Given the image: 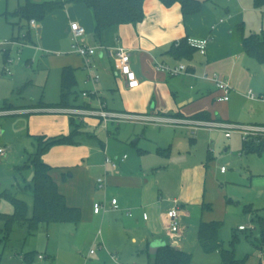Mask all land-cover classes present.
Listing matches in <instances>:
<instances>
[{
  "label": "crops",
  "instance_id": "0c3cea01",
  "mask_svg": "<svg viewBox=\"0 0 264 264\" xmlns=\"http://www.w3.org/2000/svg\"><path fill=\"white\" fill-rule=\"evenodd\" d=\"M228 1L229 6L223 9L212 0H203L198 13L183 15L179 3L165 6L159 0H145L143 20L134 25H120L115 36V46L129 50L131 67L140 82L134 89L127 88L124 78L114 71L111 58L105 50H99L91 57V62L95 66L93 72L99 77L95 83L88 78L82 57L70 53L69 49L60 51L58 39L55 41V47H52L53 52H43V55L50 66L58 69L60 79L63 68L73 69L76 86L71 99L76 97L74 104L77 106L87 102L90 103V107H95L99 99L109 110L116 112L190 120L192 116L202 114L209 116L208 121H222L213 119L210 112L217 104H226L229 100L218 101L220 92L214 83L203 78V75L212 76L220 72L227 78L223 74H233L237 60L245 55L242 31L239 27H242L243 34H249L244 30L242 20L245 11L241 7V1ZM22 3L18 0L17 7ZM13 11L6 7L0 15L8 16V13L12 14ZM46 18L59 23L57 38L67 37L69 46L71 21H77L82 25L86 30L88 42L97 45L92 39L93 17L84 4H68L65 8L50 13ZM21 20L23 19H19L17 23H9L17 25L22 34L28 28L30 39H24L23 44L33 43L28 23ZM26 23L27 27L24 25ZM37 31L41 33L42 28H37ZM22 34L19 33L13 38H19ZM185 37L209 38L205 53L200 54L196 50L189 58L175 57L170 52L171 47L175 41ZM20 43L16 44V47H19ZM48 43L47 41L46 44ZM157 62L167 66L184 64L187 71L176 75L179 77H174L156 70ZM30 85L34 84L26 79L16 89V97L13 96L16 92L14 90L12 97L0 101V109L14 105V109L10 110L13 113L11 116L0 117L12 118L11 130L22 143L26 156L35 151L34 136L67 135L70 132L68 117L63 113L31 108L39 101L52 104L58 102L59 98L54 102L47 101L43 99L42 93L39 99H29L23 96V93L24 88ZM78 85H82L80 90ZM93 91L97 92L98 97L82 96L83 92ZM104 93H107L109 98L118 95L122 109H116L118 106L114 107V101L109 104ZM84 122L87 125L85 130L88 132L89 127L102 125L99 119L94 117L85 118ZM162 127L154 125L153 128H145L140 138L137 137L130 142L131 148L120 145L119 150L113 152V155L107 153V149H110L109 144H103L95 137L84 138L85 141L82 140L77 145L54 146L42 156V160L50 165V176L56 182L67 205L78 207L81 211V219L77 224L62 222L63 225L68 223L75 225L74 228L65 229L73 232L78 242L87 240L88 237L91 239L94 235V226H99L98 246L105 251V256L108 255L107 257L115 263L119 262L118 259L109 252L119 254L121 260H125L126 256L134 257L143 264L153 263L158 249L164 245L191 254V251L200 245L198 239L200 223L219 219L209 202L214 203L212 200L218 195L221 204L225 195L221 190L223 186L216 178L210 176L208 165L212 163L210 169L213 170L214 164L209 155L205 162L184 159L177 166L175 163L170 164L176 146L177 149L180 146L184 149L186 143L185 137L176 130H188L191 135L193 130L186 126H164V129ZM205 129L199 128L197 131ZM196 139L194 135L189 136L188 144H196ZM89 141H97L100 148L89 146L87 144ZM56 151L61 154L60 163L53 161ZM105 154L118 160L116 168L104 163ZM123 155H127V158L121 162L119 160ZM173 165L176 168H171ZM57 168L60 173L56 177L53 171ZM22 170L23 173H27L25 176L28 174L31 176L30 169ZM98 178H103V188H98L96 184ZM2 184L0 182V187ZM113 198L117 200V209L111 208L110 202ZM97 202L101 203L104 209L96 214L93 212V205ZM173 206H176L179 212L177 231L170 230L166 217L167 211ZM242 225L245 226L239 223L237 227ZM156 243L160 244L159 247L151 249ZM43 259L44 256L42 259L38 258L40 261Z\"/></svg>",
  "mask_w": 264,
  "mask_h": 264
},
{
  "label": "rangeland",
  "instance_id": "374dc122",
  "mask_svg": "<svg viewBox=\"0 0 264 264\" xmlns=\"http://www.w3.org/2000/svg\"><path fill=\"white\" fill-rule=\"evenodd\" d=\"M22 1L19 0V3ZM32 1L38 3L43 0ZM212 1L223 9L230 3L228 0ZM240 1L242 9L245 11L242 20L245 32L258 33L264 30V6L255 8L253 0ZM17 2L18 0H0V14L6 7L10 11L16 10ZM239 9L241 8L239 7ZM19 19L21 18L11 13H8V16L0 15V101L12 97V91L19 88L26 79H29L34 85L24 88L23 96L25 95L29 99H39L43 93L44 100L54 102L59 98L60 75L58 69L47 63V58L43 52H53L52 47H55L54 44L57 39L59 40L60 51H67L70 49L69 40L67 37L57 38L59 37V23L45 18L42 22H37L36 27L30 28L33 43L25 42L23 44L24 34L20 32L17 25L9 23H17ZM24 25L27 27V23ZM39 27L42 28L41 33L37 31ZM19 33L22 34L19 38H13ZM11 40L17 43L21 41L20 44L22 45L16 47V44H13ZM47 41L48 44H46ZM49 56L52 57L51 54ZM218 74L222 75L220 72ZM223 75L227 76L233 91L226 104H217L210 112L213 119H220L222 120L220 122L238 126L263 125L264 63H259L245 54L237 60L233 74ZM81 86L78 85L79 90ZM249 90L255 99L250 100L246 97ZM16 93L17 90L13 96L16 97ZM104 97L109 104L114 101V107L118 106L115 107L116 109H122L118 95L109 98L108 94L104 93ZM10 106L0 110L10 111L14 109V105ZM64 115L68 117V115ZM11 119L0 117V149L4 150L3 153H0V182L3 183L0 190H10L16 198L24 200L31 211L32 189L27 187L30 175L27 177V181H24L22 177L27 173H23L19 167L28 162L33 153L27 156L23 153L22 143L11 130ZM152 125L155 124L141 125L139 123L121 122L118 124L109 123L107 128L103 125H94L88 130L101 143H108L110 149H107V153L113 155V152L119 150L120 145L131 148L130 142L137 137L140 138L139 136L145 128H153ZM160 126L170 127L172 125ZM163 127L162 129H164ZM232 130L230 137L225 136V130L222 128L192 131V135L197 138V143L189 145L188 137L192 136L190 131L177 129L176 131L186 139V148L183 146L184 149H182L180 146L177 149L176 146L169 162L170 164L175 163L176 166L184 159L191 162H205L207 155H209L214 164L213 170L210 169L212 163L208 165L210 176L216 178L219 184L223 186L221 190L225 195L222 197L224 201L221 204L217 198L218 195L212 196L214 203L209 202L210 205H213L218 220L222 222L219 232L222 248L232 250L235 259L243 260L242 264H264V248L256 223L257 216L264 218V151L260 153L244 151L241 134L238 129ZM263 139V136H255L249 140L258 142ZM82 140L85 141L82 138L80 142ZM87 144L91 147L99 146L97 141H89ZM58 152H55L53 161L60 163L62 158ZM125 153L129 155L128 152ZM56 166L58 167V165ZM221 166L226 168L223 174L220 173ZM171 168L176 167L173 165ZM59 173L58 168L53 171V175L56 177ZM245 207H251L256 212L245 213ZM0 212L6 214L13 212V205L6 197L0 199ZM239 223H243L245 226L239 228V226L237 227ZM65 227L74 228L75 225L71 223L63 225L62 222L42 224L34 235H27L24 225H14L7 244L0 245V264H118L119 262L143 264L140 260L129 256H126V261L121 260L119 254L115 252L109 253L118 259V263L111 261L107 257L108 255L105 256V251L98 246L99 235L97 232L100 229L99 226H94V235L91 239L88 237L87 240H79L78 242L75 240L73 232H69ZM234 234L235 240L233 239ZM90 251L93 253L91 254ZM28 253H31V256L30 260L26 262L23 260V256ZM38 254H42L44 259L38 260ZM191 254V264H220L222 261L218 251L206 253L201 244L191 251ZM144 255L146 256L145 253ZM142 256H140L141 259Z\"/></svg>",
  "mask_w": 264,
  "mask_h": 264
},
{
  "label": "trees",
  "instance_id": "16d2710c",
  "mask_svg": "<svg viewBox=\"0 0 264 264\" xmlns=\"http://www.w3.org/2000/svg\"><path fill=\"white\" fill-rule=\"evenodd\" d=\"M145 0H44L39 3L24 0V2L12 12L27 23L34 19L42 22L50 13L63 9L68 4H84L92 14L94 28L92 33L93 42L104 48L114 47L116 41L117 28L122 24H137L144 18L143 3ZM165 6L179 3L183 15L196 14L200 11L202 2L200 0H159ZM255 8L264 6V0H253ZM7 15V14H6ZM5 15V16H6ZM243 51L249 57L254 58L259 63H264V30L258 33L243 34ZM187 38H182L173 43L170 52L177 58L191 57L196 49L187 43ZM23 39H30V31L27 28ZM76 80L74 71L70 67H65L61 71L60 95L56 103L47 104L42 101L32 105L34 109L49 108H90L87 102L81 105L74 104V87ZM192 119L209 120V116L198 114ZM70 132L67 135L45 136L37 135L35 139V151L20 169H30L33 177L29 180L32 189V209L29 210L24 200L18 199L10 190H1L0 199L6 197L13 205L11 214L0 212V245H6L14 225H24L27 235H34L42 224L48 225L51 222H71L77 224L81 219V211L78 207L68 206L64 196L59 192L56 182L50 176L51 167L42 160V156L56 145H77L80 139H95V135L85 130L87 127L83 120L69 116ZM243 150L247 152L260 153L264 151V139L258 142L252 140L243 141ZM166 150V149H165ZM29 176V174H28ZM28 176L22 179L27 181ZM26 187V186H25ZM245 213L256 212L251 207H245ZM256 223L259 228V237L264 248V218L257 216ZM222 222L212 220L201 222L198 227V239L206 253L218 251L221 254L220 264H242L243 260H237L232 250H224L219 239V232ZM235 240V234L233 235ZM232 247V245H231ZM262 249V248H261ZM31 253L23 256V260L28 262ZM151 264H191V254L164 245L155 254Z\"/></svg>",
  "mask_w": 264,
  "mask_h": 264
},
{
  "label": "built area",
  "instance_id": "2783aa9c",
  "mask_svg": "<svg viewBox=\"0 0 264 264\" xmlns=\"http://www.w3.org/2000/svg\"><path fill=\"white\" fill-rule=\"evenodd\" d=\"M221 21V20H220ZM29 28L36 27L37 22L34 19H31L28 22ZM70 28V49L69 52L76 54L84 60V66L88 74V78L92 82H97L99 77L97 74H94L95 66L91 62V57L94 56L97 51L105 50L112 61V67L114 71L122 76L125 80L126 87L129 89L137 88L140 84L139 79L136 76V73L131 67L130 64V53L127 48L121 46H114L109 48H104L99 45L90 44L86 37L85 28L80 25L77 21H71L69 23ZM209 38H187V43L194 47L200 54H204L209 42ZM13 44H18L16 41L11 40ZM177 43V41H176ZM22 45V44H19ZM156 70L163 71L168 75L176 76L179 74L186 73L187 69L184 64H178L176 66H167L162 63H155ZM203 78L210 79L217 90L220 92V96L217 98L218 101L227 102L229 100L230 93L232 91V86L230 81L218 74H213L212 76L203 75ZM91 95L97 96V92H83V97H89ZM98 97V96H97ZM246 97L250 100L255 99V96L249 90L246 94ZM90 104V103H88ZM44 111H52L59 112L69 116H74L83 120L88 117H94L99 119L100 124H102L105 128L108 127L109 123L118 124L121 122H131V123H152L155 125H172V126H186L191 130L195 131L199 128H222L225 130V136L230 137L232 133V129H238L239 133L242 136L243 141H248L255 136H263L264 137V125L254 124L249 126H238L231 125L229 123L220 122V121H205V120H193V119H177L170 118L165 116H148L143 114H133V113H124V112H116L109 110L106 104L98 99L97 106L90 108H80V107H72V108H49L44 109ZM10 111L0 110V116L11 114ZM4 150L0 149V153H3ZM127 158V155H123L119 161H124ZM104 163L109 164L112 168H116L118 166V160L109 157L105 154ZM221 172H225L226 168L224 166L220 167ZM96 184L98 188L104 187L103 178H98L96 180ZM111 208L117 209L118 204L117 200L113 198L110 202ZM104 209V206L101 203H94L93 212L99 213ZM166 217L169 221V227L171 231H177L179 229V212L176 206L171 207L167 213ZM244 226H239L242 228ZM92 254L93 251H90ZM39 259H42V254L38 255Z\"/></svg>",
  "mask_w": 264,
  "mask_h": 264
},
{
  "label": "water",
  "instance_id": "95a60500",
  "mask_svg": "<svg viewBox=\"0 0 264 264\" xmlns=\"http://www.w3.org/2000/svg\"><path fill=\"white\" fill-rule=\"evenodd\" d=\"M39 31H40V29H39ZM32 177H33V174H31V176H30L29 179H32ZM159 245L160 244L156 243V244H154V245L151 246V249H157V247H159Z\"/></svg>",
  "mask_w": 264,
  "mask_h": 264
}]
</instances>
